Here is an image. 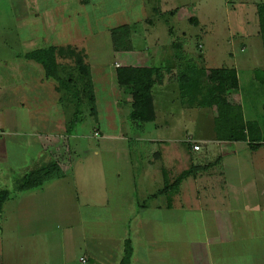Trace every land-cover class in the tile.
<instances>
[{"label":"rangeland","instance_id":"1","mask_svg":"<svg viewBox=\"0 0 264 264\" xmlns=\"http://www.w3.org/2000/svg\"><path fill=\"white\" fill-rule=\"evenodd\" d=\"M259 4L264 0H0V66L10 55L11 59L15 57L7 60L8 70L14 66L12 74L18 63L35 68H21V99L16 100L20 109L6 106L3 112L0 110V149L4 158L0 160V190L10 193L0 213V264H82L80 260L91 246L98 253L97 263L106 259L114 262L122 256V242L129 237L127 227L122 228L125 212L109 204L97 209L96 194L100 199H115L114 193L132 187V176L135 179L152 166L148 160L162 144L146 140L180 141L188 134H197L196 140L203 134L200 131L212 126L209 111L196 121L191 118L195 110H181L174 103L169 107L177 113L174 123L178 131L154 130L148 138L150 133H141L127 119L129 92H117L114 87L118 110L112 113L106 108L105 119H101L107 124L97 123V116L84 101L82 114L67 136L68 123L73 120L72 106L59 103L60 94L53 90L55 83L45 78L40 65L23 59L19 62L17 55L67 44L83 49L87 63L96 65L92 72L101 89L113 78L104 76L102 67L111 68L114 59L123 57L112 51L110 38L115 50L127 46L143 53L145 49H167L170 65L175 62L176 70L183 63L176 60L173 45H180L186 58H203L199 64L206 69L235 66L244 118L257 121L264 129V86L254 77L255 70L264 69L256 14ZM114 31L119 35L112 36ZM166 55L160 61H165ZM142 57L151 59L149 54ZM154 64L164 66L159 60ZM28 76L27 82L33 80L37 92L32 84H25L23 78ZM29 87L35 99H31ZM113 115L124 126L123 132L108 127ZM165 146L169 147L167 143ZM214 160L198 163L205 165ZM52 162L56 166L52 173L58 172L62 179L30 191L16 189L26 174ZM84 199L90 203L82 205ZM111 238L115 244L112 253L106 255L101 247L110 244ZM258 245L255 260L246 264H264V246L257 241Z\"/></svg>","mask_w":264,"mask_h":264},{"label":"crops","instance_id":"2","mask_svg":"<svg viewBox=\"0 0 264 264\" xmlns=\"http://www.w3.org/2000/svg\"><path fill=\"white\" fill-rule=\"evenodd\" d=\"M110 39L112 51L122 54L123 57L120 60L114 59L111 68L102 67L104 76L113 75L109 84L105 82L99 89L93 75L94 72H92L96 65L87 63V58H85L93 84L97 123L105 125L106 121L101 117L104 116L103 119H105L106 108H109L112 113H117L118 99L114 92H120V88L116 79V70L128 67H151L159 70L161 82L155 84L151 90L155 119L152 122L138 125L137 128L141 133H150L147 136L150 138L154 130L158 132L178 131L177 125L174 123L177 113L169 107L174 103L178 104L181 110H195L191 113V118L196 121L201 118V114L207 116L208 113L205 111H209L212 126L206 131H200L203 134L196 140L194 139L197 134L192 136L188 134L180 141L153 140L151 138L146 140L152 144H162L158 146L159 150L153 159L148 160V164L152 166L143 169L142 174L135 179L132 176V187L120 193H114L117 198L105 199L101 197L102 199H100V195L96 194L97 209L109 204L115 206L119 212H125V216L122 218V222L125 224L123 223L122 228L127 227L129 237L122 242V256H118L114 262L106 259L101 260L102 263H97L99 261L98 253L90 245L91 247L86 251V256L83 259L84 263L80 262L82 264H94L95 261L96 264H119L124 255L125 242H128L131 250L129 264H241V261L242 264H246L245 262L249 263L251 260H255L254 256L256 255L254 254L259 251V245L256 247L257 241L262 244V247L264 246V145L256 150H251L246 142L217 141L214 132L215 109L190 107L182 104L175 81L176 64L173 62L171 67L170 58L166 55L167 49L165 51L161 49L158 52L145 49L144 53L130 47L126 51L115 50L113 38ZM71 47L78 51H84L74 46ZM25 54H18L16 59L19 62H21L20 59L26 60L22 58V55ZM144 54H149L151 59H143ZM158 54H160L159 57ZM164 54L166 55L165 61H160ZM84 55L86 56L85 52ZM4 59H6L5 64L0 66L1 112L5 110L6 106L9 108L16 106L20 109V104L16 103V100L21 99V68H26L28 71L35 69L28 63L23 65L18 63L15 69L16 74H12L14 66L12 65L11 71L8 70L10 66L7 64V60H15V57L11 59L9 55ZM156 60H159L164 66L155 65ZM234 69L236 70L235 66ZM23 79L26 80L27 86L32 84L33 88H31L37 92V86L34 89V81L31 79L32 81L27 82L29 76ZM47 79L55 83V87H53L55 91L56 81ZM114 87L117 92L113 89ZM239 89L240 84L238 90L229 93L228 99L232 104L241 108L237 94ZM31 93V99H35L37 96H34L30 89V95ZM110 98H113L112 102ZM119 98H121L120 95ZM1 115L3 116V113ZM116 118L113 115V122L108 127H113L112 130L116 132H123L124 126L116 122ZM244 121L258 123L245 118ZM111 128L110 132H112ZM66 135L68 136V134ZM2 141L0 139V148H3ZM166 143L169 147L165 146ZM194 145H199V151L192 149ZM202 150H204V154H201ZM2 155L3 152L0 149L1 161L4 160ZM209 158L215 160L205 165L198 163V160L204 161ZM156 162L160 165L155 166ZM212 163L214 165L211 168L184 179L177 191L168 195L162 193L165 181L171 184L182 172L191 167H202ZM148 168H152V171H148ZM159 198L162 200L159 201ZM89 203L85 202V199L83 203L81 202L82 205ZM127 212L129 215L126 214ZM109 243L101 247V249L104 248L106 255L108 252L112 253L113 244H115L112 238ZM113 258V256L110 257L111 260ZM250 264H255V262Z\"/></svg>","mask_w":264,"mask_h":264},{"label":"trees","instance_id":"3","mask_svg":"<svg viewBox=\"0 0 264 264\" xmlns=\"http://www.w3.org/2000/svg\"><path fill=\"white\" fill-rule=\"evenodd\" d=\"M256 14L259 23V33L264 49V4L257 5ZM116 31L112 36L116 37ZM130 34V27L126 29ZM113 38V37H112ZM114 43V42H113ZM176 50L175 58L183 65L176 70L175 81L178 85L182 104L199 108H213L216 116L214 118V132L217 141L246 142L251 150H256L264 145V129L256 122L244 121L242 110L228 99L230 92L239 88L237 72L234 68L206 69L199 61L186 58L180 51V45H173ZM124 51L129 47H122ZM264 53V52H263ZM185 57V58H184ZM26 60H32L39 64L46 78L56 81L55 91L60 94L59 103L66 107L72 106L73 120L69 121V128L82 114L84 101L88 103L90 112L95 117V97L90 70L85 62L84 51L76 50L71 46L57 47L49 46L45 49L35 50L22 55ZM60 59V61H59ZM257 83L264 86V69L254 71ZM116 79L120 89L127 90L131 96V106L128 119L137 126L152 122L155 119L151 90L153 86L161 82V74L157 68H119L116 70ZM264 111V105L262 107ZM72 126V127H73ZM67 129L70 134L73 130ZM214 163L202 167H191L182 172L171 184L164 182L162 193L172 194L178 190L180 183L189 176L211 168ZM52 162L49 166L35 169L26 174L17 189L21 192L41 187L45 182L60 179L59 173H52L55 168ZM9 193L0 191V213L3 204L8 200ZM131 250L128 242L124 244V255L119 264L130 263Z\"/></svg>","mask_w":264,"mask_h":264},{"label":"built area","instance_id":"4","mask_svg":"<svg viewBox=\"0 0 264 264\" xmlns=\"http://www.w3.org/2000/svg\"><path fill=\"white\" fill-rule=\"evenodd\" d=\"M117 66V65H116ZM192 149L194 150V151H199V149H200V147H199V145H194L193 147H192ZM82 263H84V260L83 259H81L80 260Z\"/></svg>","mask_w":264,"mask_h":264}]
</instances>
